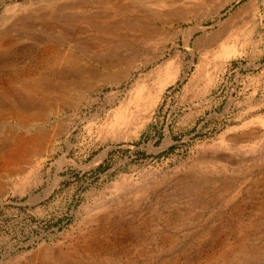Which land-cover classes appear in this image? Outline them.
<instances>
[{"label": "rangeland", "instance_id": "374dc122", "mask_svg": "<svg viewBox=\"0 0 264 264\" xmlns=\"http://www.w3.org/2000/svg\"><path fill=\"white\" fill-rule=\"evenodd\" d=\"M108 2L0 0V264H264V0Z\"/></svg>", "mask_w": 264, "mask_h": 264}, {"label": "bare ground", "instance_id": "6f19581e", "mask_svg": "<svg viewBox=\"0 0 264 264\" xmlns=\"http://www.w3.org/2000/svg\"><path fill=\"white\" fill-rule=\"evenodd\" d=\"M110 2H108L112 7H120V5H119V3H120V0H109ZM102 6L103 5H105V2H101L100 3ZM63 28V27H62ZM7 31V30H6ZM38 37V36H37ZM59 48V47H58ZM59 51V50H58ZM60 52V51H59ZM63 55H64V53H62ZM61 54V55H62ZM66 55H67V53H66ZM69 55V54H68ZM62 59V58H61ZM68 60L69 61H71L72 59H70L69 57H68ZM60 64V63H59ZM45 66V65H44ZM175 71H176V67H174V66H169L168 67V69H166V71L164 72V74H162L163 75V81L161 82V83H159L158 84V86H157V89H156V92H155V94L152 96V98H149V99H147L146 101H145V107H144V111H145V114L147 115L146 117H149L150 115H151V112H152V110H153V108H154V106H155V104H156V102H157V99H158V97H159V94H160V91H161V88H162V86L165 84V83H168V82H170L172 79V77H174V75H175ZM80 72V71H79ZM44 74H46V73H44ZM49 74V73H48ZM56 74V73H55ZM69 74V73H68ZM76 74V73H75ZM70 75V74H69ZM58 76V78L60 79H62V78H64V76H65V74L63 73V74H58L57 75ZM51 77V76H50ZM58 79V80H59ZM65 79V78H64ZM158 79H159V77H158ZM64 82V81H63ZM56 84V83H55ZM142 86H143V84H141V83H139L138 85H136V87L134 88V90H132V92H131V94H130V96H129V98H128V101H127V106L125 107V108H123V110L120 112V113H118L117 114V116H116V118H117V121L118 120H120L123 116V114H124V111L127 109V107L129 106V104H136L140 99H141V93H142ZM50 87V83H47V88H49ZM52 89L54 88V84H53V86L51 87ZM34 89V88H33ZM32 89V90H33ZM56 90V89H55ZM57 91V90H56ZM46 93V92H45ZM46 94H48V93H46ZM3 149V148H2ZM7 149L9 150V151H11L12 152V154H14L16 151H17V147L16 146H14L13 144H11V145H9L8 147H7ZM3 153V152H2ZM2 153H0V154H2Z\"/></svg>", "mask_w": 264, "mask_h": 264}]
</instances>
